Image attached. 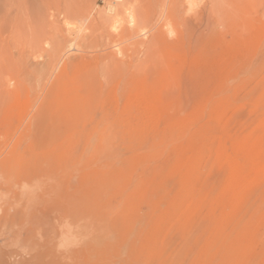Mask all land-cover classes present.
<instances>
[{
  "label": "rangeland",
  "instance_id": "obj_1",
  "mask_svg": "<svg viewBox=\"0 0 264 264\" xmlns=\"http://www.w3.org/2000/svg\"><path fill=\"white\" fill-rule=\"evenodd\" d=\"M8 1L0 263L264 264V0L227 3L230 29L219 21L196 53L192 38L183 53L171 45L182 18L208 19L210 0H146L153 18L136 20V41L118 33L135 26L138 0H37L31 17L54 24L41 44ZM185 81L197 83L190 100Z\"/></svg>",
  "mask_w": 264,
  "mask_h": 264
},
{
  "label": "bare ground",
  "instance_id": "obj_2",
  "mask_svg": "<svg viewBox=\"0 0 264 264\" xmlns=\"http://www.w3.org/2000/svg\"><path fill=\"white\" fill-rule=\"evenodd\" d=\"M6 1H8V0H6ZM16 2H18V3H20L19 5L23 8H17L20 12H17V9L15 10L17 13H20L19 15H20V19L19 20H21V19H23V18H26V21H24L25 23H28L27 25V28L29 29V26L31 27L30 29L33 31V33H30V36H31V34H32V36H31V38H30V36H29V38L30 39H32V37L34 38V39H36V41L38 40L39 42L38 43H40V41H43V40H45V39H47L48 37H50V38H52V32H50L49 33V31H48V29L46 28V27H48L49 25L50 26H52V27H54V24H53V22L51 21V22H49L48 20L49 19H46L45 17H50L49 15H45L44 13V16H42L43 14H41L40 12H39V14H41V15H38V14H36L37 12H36V7H34V8H36V9H34V8H31L33 5H34V2L35 1H37V0H15ZM38 1H40V4H46L47 2H48V4H46L45 5V7L47 6V7H49L50 5L52 6V0L50 1V0H47V2H43L42 1V3H41V0H38ZM44 1H46V0H44ZM68 1V0H67ZM70 1V0H69ZM83 1V0H82ZM89 1V0H88ZM132 1H134V0H132ZM138 1H140V3L138 2V11H137V13H136V10H135V15H137L136 17L135 16H133L132 17V21H131V23H133L134 25L136 24V20H138V21H140V23L143 25V24H149L150 22H152V18H151V16H150V13H151V11H150V9H149V6H150V4L151 5H154L153 3H154V1H152V2H147L146 0H138ZM151 1V0H150ZM162 1V0H161ZM181 1V0H180ZM190 1L191 0H187V3H190ZM233 2L234 0H210V3H211V6H210V9L208 8V13H209V16H208V19H204L202 16L201 17H199L197 20H199L200 22L196 25V26H194L193 24H192V22L190 21V19L188 18V17H184V16H182V17H184V18H182L181 20H180V25H181V27L182 28H180V30H179V40L174 44V45H171L172 47H176V51H180L181 49H182V46L184 45V43L186 42V40L188 41V39H194V40H190V41H194L193 43H191L190 42V44L188 43L187 45L188 46H190L192 49H193V51L191 50V52H197L198 50H199V45L200 44H202L206 39H211L212 38V40L213 41H215L214 40V38L215 37H218V34H219V30H220V24H219V21H224V22H226V23H224V25H222V23H221V26H223L222 27V29L225 31V30H227V29H230V20H229V18H228V14H227V12L225 11V9H226V7H225V5L227 4V3H229V2ZM15 2V3H16ZM31 2V9H33V11L34 12H36L35 14L36 15H34V16H39L38 18L39 19H33V17H31V15L30 14H32V13H29L30 11H31V9L29 10V7L27 6L29 3ZM32 2H33V5H32ZM80 2H81V0H80ZM85 2V1H84ZM84 2H81V3H84ZM127 2H129V1H127ZM157 2V1H156ZM164 2V1H163ZM166 2H168L167 0H166ZM170 2V1H169ZM3 3V2H2ZM8 3H9V1H8ZM18 3H16V7H17V5H18ZM89 3V2H88ZM180 2H178V4H179ZM7 4V3H6ZM35 4H36V2H35ZM39 4V3H38ZM85 4V6H87V4L86 3H84ZM157 4V3H156ZM160 4H163V3H160ZM160 4H159V6H160ZM168 4V3H167ZM173 4V3H172ZM206 4V3H205ZM209 4V3H208ZM15 5V4H14ZM24 5H26L28 8H26ZM37 5V4H36ZM41 5V7H44V6H42ZM75 5H77V4H74V6ZM79 5V4H78ZM77 5V6H78ZM165 5V4H164ZM177 5V4H176ZM180 5V4H179ZM9 6V5H8ZM53 6H54V4H53ZM74 6H71V7H74ZM80 6V5H79ZM82 6H83V4H82ZM85 6H83L84 8H85ZM133 6V5H132ZM132 6H131V8H132ZM156 6V5H155ZM158 6V5H157ZM191 6H193V4L191 5ZM202 6V5H201ZM204 6H206V5H204ZM236 6V5H235ZM38 7V6H37ZM47 7H46V10H47ZM153 7V6H152ZM162 7H163V5H162ZM177 7V6H176ZM189 7V6H188ZM1 8V7H0ZM65 8L67 9V12H66V10H65V12L64 13H67V17L68 16H70L69 15V13L71 12V9H70V6H69V8H67V6H65ZM64 8V9H65ZM79 10L81 9L80 7H77ZM76 8V9H77ZM134 8V7H133ZM158 8V7H157ZM167 8V7H166ZM179 8H180V6H179ZM45 9V8H44ZM44 9L43 8H41V10H43L44 11ZM75 9V8H74ZM153 9V8H152ZM163 9H165V7L163 8ZM169 9V8H168ZM174 9V8H173ZM189 9H191V8H189ZM188 9V10H189ZM195 9V8H194ZM6 10V9H5ZM23 10V11H22ZM49 10H51V8H49ZM85 10V9H84ZM83 10V8H82V11H84ZM153 10H155V11H157V9L155 8V9H153ZM167 9H165V11H166ZM181 10V9H180ZM204 10H205V8H204ZM7 11V10H6ZM15 11H14V13H15ZM29 11V12H28ZM64 11V10H63ZM81 11V10H80ZM177 11V10H176ZM3 12V11H2ZM32 12V11H31ZM48 12V11H47ZM47 12H46V14H47ZM76 12H77V10H76ZM161 12V11H160ZM163 13H164V11H162ZM161 12V13H162ZM173 12V11H172ZM182 12V11H181ZM190 12V11H189ZM205 12V11H204ZM12 13V12H11ZM14 13L13 14H11V15H14ZM49 13V12H48ZM73 14H74V12H72ZM163 13H162V15H163ZM168 13H169V11H168ZM176 13H178V12H176ZM186 13H188V11L186 10ZM4 14V13H3ZM2 14V15H3ZM206 14V13H205ZM10 15V14H9ZM8 15V16H9ZM17 15V14H16ZM132 15H134V14H132ZM162 15H161V17H162ZM172 16H173V14H171ZM170 15V16H171ZM186 15V14H185ZM189 15H191V14H189ZM18 16V15H17ZM44 17V18H40V17ZM66 16V15H65ZM160 16V15H159ZM166 16V14L163 16V17H165ZM16 17V16H15ZM53 17V16H52ZM71 17V16H70ZM70 17H68V18H70ZM160 17V18H161ZM9 18V17H8ZM159 18V21L160 22H162V21H164L163 20V18H161L160 19ZM166 18H167V16H166ZM165 18V19H166ZM178 18V17H177ZM233 18V17H232ZM169 19V18H168ZM1 20H3L2 18H1ZM16 20H18V17H17V19ZM19 20H18V22L17 23H19ZM24 20V19H23ZM131 20V19H130ZM238 20V19H237ZM6 22L8 21V20H5ZM5 21H2V22H5ZM166 21H168L167 19H166ZM172 21H173V19H172ZM5 22V23H6ZM20 24V23H19ZM53 24V25H52ZM132 24V25H133ZM158 24V23H157ZM165 24V23H164ZM13 25V24H12ZM15 25V24H14ZM26 25V24H25ZM16 26V25H15ZM136 26V25H135ZM132 26L131 28H129L128 26L126 27V26H124V27H122V29L120 30V32L118 33L120 36H122V37H124V38H126L127 40H132L133 41V39L136 41V38H137V36H139V35H137L138 33V30H137V28H138V26ZM0 27H2V26H0ZM45 27V28H44ZM51 27V28H52ZM135 27V28H134ZM156 27H158L157 25H156ZM169 27V26H168ZM46 29L47 31H45L44 30V32H43V29ZM121 28V27H120ZM120 28H118L117 26H115L114 27V31L116 32H118V29H120ZM15 29H17V27L15 28ZM29 29V30H30ZM140 29V28H139ZM154 29V28H153ZM152 29V30H153ZM14 30V29H13ZM51 30V29H50ZM17 31V30H16ZM113 31V30H112ZM31 32V31H30ZM140 32V31H139ZM156 32V31H155ZM160 32V31H159ZM158 31L156 32V34L154 35V37L155 36H157V39H155V40H157L158 41V43H160V41H161V36L158 34L159 33ZM164 32V31H163ZM222 32V31H221ZM14 33V32H13ZM12 33V34H13ZM25 33L26 34H28L26 31H25ZM111 33V32H110ZM109 33V34H110ZM21 34H22V31H21ZM108 34V35H109ZM115 34V33H114ZM118 34H116V35H118ZM154 34V33H153ZM191 34L193 35L192 37H191ZM11 35V34H10ZM19 35V34H18ZM24 35V34H23ZM116 35H114V36H116ZM221 35V34H220ZM27 36V35H26ZM102 36V35H101ZM100 36V37H101ZM113 36V37H114ZM215 36V37H214ZM20 37V36H19ZM28 37V36H27ZM54 37H56V36H53V40L55 39ZM13 38V37H12ZM16 38V37H15ZM18 38V37H17ZM22 38H23V36H22ZM58 38V37H57ZM56 38V39H57ZM111 38V37H110ZM153 38V37H152ZM25 39H26V37H25ZM34 39H32V42H33V40ZM55 39V40H56ZM102 39V38H101ZM216 39V38H215ZM8 40V39H7ZM28 40V39H27ZM26 40V41H27ZM49 40V39H48ZM50 40H52V39H50ZM170 40V39H169ZM212 40H209V41H211L212 42ZM11 41V40H10ZM47 41V40H46ZM168 41V40H167ZM35 42V41H34ZM155 42V41H154ZM210 42V43H211ZM42 43V42H41ZM40 43V44H41ZM131 43V42H130ZM137 43H139V42H137ZM136 42H134L133 44H137ZM35 44V43H34ZM34 44H33V46H34ZM161 44V43H160ZM159 44V45H160ZM186 45V46H187ZM204 45V44H203ZM206 45H209L208 43L206 44ZM32 46V47H33ZM39 46V45H38ZM136 46V45H135ZM152 46H154V45H152ZM156 46H158V44H156ZM114 47V46H113ZM172 47H170L171 49H172ZM152 48V47H151ZM154 48H156V47H154ZM169 48V47H168ZM170 48H169V50H170ZM202 48V47H201ZM207 48H209L208 46H207ZM157 49V48H156ZM159 49V48H158ZM164 49H166V48H164ZM163 49V50H164ZM180 49V50H179ZM187 49H188V47H187ZM190 49V48H189ZM189 49H188V51H189ZM203 49H204V46H203ZM36 51L38 50V49H35ZM57 50V49H56ZM150 50V49H149ZM168 50V51H169ZM185 50H186V48H185ZM202 50V49H201ZM4 51V50H3ZM32 51H34V50H32ZM39 51H40V48H39ZM154 51V50H153ZM157 51H159V50H157ZM164 51H166V50H164ZM187 51V50H186ZM186 51H184V52H186ZM203 51V50H202ZM202 51H200L201 52V55H204V54H202L203 52ZM208 51V50H207ZM206 51V52H207ZM41 52V51H40ZM53 52V51H52ZM51 52V53H52ZM180 52H182L183 53V50L182 51H180ZM205 52V53H206ZM36 54L38 53V52H35ZM35 53H34V55H35ZM51 53H50V55H51ZM54 54H55V52H53ZM114 53V52H113ZM116 53H117V51H116ZM154 53H156L157 54V52H154ZM153 53V54H154ZM159 53V52H158ZM167 53V52H166ZM168 53H170L169 55H171V52H168ZM186 53H189V52H186ZM176 54L178 55V53L176 52ZM3 55V54H2ZM30 55V54H29ZM33 55V54H32ZM109 55L111 56V58L114 56L113 54H111V53H109ZM113 55V56H112ZM181 55V54H180ZM189 55V54H188ZM206 55V54H205ZM157 56V55H156ZM159 56H161L160 54H159ZM198 56V55H197ZM200 57V56H199ZM198 57V59H200ZM204 57V56H203ZM202 57V58H203ZM14 58V57H13ZM20 58V57H19ZM98 58V57H97ZM103 58V57H102ZM105 58V57H104ZM108 58H110L109 56H108ZM201 58V59H202ZM207 57L205 56V59H206ZM113 59V58H112ZM111 59V60H112ZM151 59V58H150ZM154 59H156V58H154ZM158 59V58H157ZM205 59L203 60V61H205ZM208 59V58H207ZM13 60V59H12ZM105 60H106V58H105ZM110 59H108L107 61H106V63L109 61ZM149 60V59H148ZM153 60V59H152ZM15 61H16V59H15ZM14 61V62H15ZM19 61V60H18ZM102 61H103V59H102ZM157 61V60H156ZM144 62H146V61H144ZM151 62V61H150ZM197 62V61H196ZM103 63V62H102ZM110 63H112V62H110ZM115 63V62H114ZM154 63V62H153ZM153 63H150V64H153ZM156 63V62H155ZM9 64V63H8ZM141 64V63H140ZM144 64V63H143ZM142 64V65H143ZM159 64V63H158ZM163 64V63H162ZM161 64V65H162ZM14 65V64H13ZM16 65V64H15ZM14 65V66H15ZM110 65V64H109ZM147 65H149V64H147ZM141 66V65H140ZM156 67H157V65H155ZM188 66V65H187ZM155 67V68H156ZM162 67V66H161ZM7 68V67H6ZM53 68V67H52ZM149 67H147V69H148ZM160 68V67H159ZM194 68H196V67H194ZM193 68V69H194ZM161 69V68H160ZM14 70H15V68H14ZM13 71V70H12ZM47 71V70H46ZM33 72V71H32ZM44 73V72H43ZM34 74V73H33ZM42 74V73H41ZM127 75V74H126ZM185 75V74H184ZM195 75V74H194ZM181 78L183 77L184 78V76H180ZM104 78V77H103ZM180 78V79H181ZM189 78V77H188ZM187 78V79H188ZM195 77H193V79H194ZM127 79V78H126ZM190 79H192V78H190ZM192 79V80H193ZM199 79V78H198ZM130 80V79H129ZM181 81H183V79H181ZM200 81V80H199ZM128 82H130V83H132V81L130 80V81H127V83ZM189 82V83H188ZM188 82H186L185 81V84L183 83V85H181V87L183 86V88L182 89H184L183 91H184V95H186V96H188L190 93L191 94H193L192 92H196V91H194L193 89H191V85H192V87L193 86H195V85H197V83H191L190 81H188ZM193 82H194V80H193ZM198 82V81H197ZM182 84V83H181ZM122 85V84H121ZM124 85V84H123ZM127 85V84H126ZM129 85V84H128ZM180 86V85H179ZM178 86V87H179ZM128 88H130L129 86H127ZM196 87L197 86H195V87H193L194 89H196ZM123 88V87H122ZM125 88V87H124ZM180 88V87H179ZM124 90H126V89H124ZM197 90H198V93H196V94H199V89L197 88ZM182 92V91H181ZM180 93V92H179ZM178 93V94H179ZM88 94V93H87ZM102 95V94H101ZM182 95H183V93H182ZM193 95H195V94H193ZM185 96V97H186ZM191 95H189L188 97H189V100L190 99H192L193 97H190ZM180 98L182 97L181 95L179 96ZM178 97V101H179V98ZM188 97H186V99L188 100ZM118 98V97H117ZM195 98V97H194ZM182 99V98H181ZM118 100V99H117ZM183 100V99H182ZM194 102H196L195 100H194ZM182 103V102H181ZM192 104V103H191ZM165 105V104H164ZM155 107V106H154ZM82 110V109H81ZM118 113V112H117ZM146 114H147V112H146ZM113 115V114H112ZM144 115H145V113H144ZM127 117V116H126ZM147 118V120H148V118L150 119V116H149V114H147V116L145 117V119ZM108 119V118H107ZM133 119V118H132ZM144 119V120H145ZM110 122V121H109ZM133 122V121H132ZM143 122H145V121H143ZM146 123H147V121H146ZM149 123H152V121L151 122H149ZM145 124V123H144ZM143 124V125H144ZM148 125V124H147ZM141 126V125H140ZM146 126V125H145ZM144 126V127H145ZM120 127V126H119ZM146 127H148V126H146ZM121 129V128H120ZM175 129V128H174ZM182 129H183V127H182ZM101 130V129H100ZM151 131V130H150ZM171 131V130H170ZM178 132V131H177ZM144 133V132H143ZM167 133V132H166ZM150 135H152L151 134V132L149 133ZM167 134H169V133H167ZM147 135V134H146ZM142 136V135H141ZM166 136V135H165ZM143 137V136H142ZM148 137V136H147ZM160 137V136H159ZM167 137V136H166ZM170 137H171V134H170ZM172 137H174V136H172ZM144 138V137H143ZM150 138V137H149ZM142 139V138H141ZM138 140V139H137ZM142 141H144V140H142ZM169 154H170V152H169ZM170 155H173V153L172 154H170ZM171 157V156H170ZM173 157V156H172ZM170 162V161H169ZM174 163H175V161H174ZM170 165L171 164H169V167H170ZM183 168H185V166L183 167ZM179 172V171H178ZM177 172V173H178ZM179 174H180V172H179ZM179 174L177 175L178 177H179ZM261 175V174H260ZM175 177V176H174ZM170 179H173V178H170ZM178 180H179V178H178ZM176 181V180H175ZM178 182V181H177ZM176 182V183H177ZM180 182V181H179ZM3 263V262H2ZM1 264V263H0Z\"/></svg>",
  "mask_w": 264,
  "mask_h": 264
}]
</instances>
